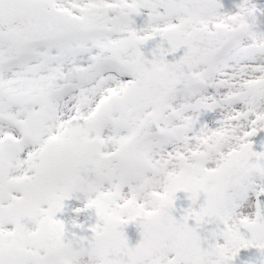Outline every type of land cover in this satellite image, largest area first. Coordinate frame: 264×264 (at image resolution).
Masks as SVG:
<instances>
[{"label":"snow or ice","instance_id":"obj_1","mask_svg":"<svg viewBox=\"0 0 264 264\" xmlns=\"http://www.w3.org/2000/svg\"><path fill=\"white\" fill-rule=\"evenodd\" d=\"M259 16L0 0V264H264Z\"/></svg>","mask_w":264,"mask_h":264},{"label":"rangeland","instance_id":"obj_2","mask_svg":"<svg viewBox=\"0 0 264 264\" xmlns=\"http://www.w3.org/2000/svg\"><path fill=\"white\" fill-rule=\"evenodd\" d=\"M137 18H141V17H137ZM259 20H260V25H262L264 27V16H259ZM212 116H213V114L209 113L207 118H202V119L211 120ZM260 135L264 136V133H261ZM256 139H257L256 147H257V150H259V143H258L259 138H256ZM66 205H67L66 210L63 213H58V215L62 219H65L66 221H68L75 215V213L72 212V208L80 206V201H78L76 199H72V200L66 201ZM87 215H88L87 213H81L79 215V220L81 221L82 218H84L85 222H87ZM69 227H70V224H69Z\"/></svg>","mask_w":264,"mask_h":264},{"label":"water","instance_id":"obj_3","mask_svg":"<svg viewBox=\"0 0 264 264\" xmlns=\"http://www.w3.org/2000/svg\"><path fill=\"white\" fill-rule=\"evenodd\" d=\"M126 232L129 234L131 242L135 243V241L138 239V233L136 232L134 226H128L126 228Z\"/></svg>","mask_w":264,"mask_h":264},{"label":"flooded vegetation","instance_id":"obj_4","mask_svg":"<svg viewBox=\"0 0 264 264\" xmlns=\"http://www.w3.org/2000/svg\"><path fill=\"white\" fill-rule=\"evenodd\" d=\"M238 0H222V3L224 4V10H232L234 9L235 3H237Z\"/></svg>","mask_w":264,"mask_h":264}]
</instances>
